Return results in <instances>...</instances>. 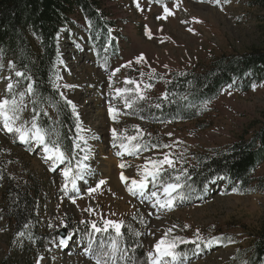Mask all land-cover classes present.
I'll list each match as a JSON object with an SVG mask.
<instances>
[{
  "label": "rangeland",
  "instance_id": "374dc122",
  "mask_svg": "<svg viewBox=\"0 0 264 264\" xmlns=\"http://www.w3.org/2000/svg\"><path fill=\"white\" fill-rule=\"evenodd\" d=\"M97 1L101 13L112 24L109 38L114 45L108 43L95 50L87 32L89 24L75 14L73 22L62 28L58 36L57 76L60 79L56 77L59 94L63 92L76 104L80 121L89 130L84 135L97 137L88 139L91 153L84 161L92 174L77 181L78 194L69 192L65 196L61 189L65 182L62 172L67 162L57 164L55 171L50 170L52 162L44 159L42 146L33 142L29 150L28 144L0 128V264L4 261L6 264H37L41 257L40 264H95L94 249L93 252L88 250L90 228L80 221H96L100 225L102 218L124 222L122 232L137 241L135 248L145 264L147 254L154 252L155 243L173 225L177 227L169 238L179 236L191 240L199 229L205 241L225 236L231 237L233 242L224 245L220 241L210 247L202 244L198 252L192 244H180L177 252L184 254L183 264H228L240 248L249 246L264 220L262 193H237L224 181L212 182L203 191L187 192L189 198L177 202L168 211L154 209L151 202L132 196L121 182L120 173L123 171L125 176L139 179V166L147 158H162L163 153L180 158L177 168L186 169L193 164L196 154L231 144L252 122L262 120L264 83L253 84L255 90L252 85L247 92L224 88L217 99L207 103L206 109L202 108L200 118L193 122L157 121L149 119L142 110L159 94L161 84L171 72L188 70L196 63L205 66L213 56L221 53H242L263 46L264 5L258 0H229L228 3L221 0L220 5L210 0H181L177 8V0H162V3L139 0L143 9L140 10L135 0ZM163 4L175 13L166 20L157 19L163 13ZM145 26L152 32L151 39L145 34ZM189 28L193 31H188ZM141 54L146 62L136 63V57ZM129 61H132L130 67H122ZM117 68L120 71L112 76ZM153 69L155 73L150 79ZM8 77L13 82L19 80L13 64L0 56V96L7 94ZM126 78L153 85L146 92L148 99L133 108H126L115 93L116 88L133 87L124 84ZM15 91L24 90L17 84ZM24 104L22 121H31L28 96ZM110 105L121 113L118 122L109 116ZM50 113L53 114L51 110ZM137 126L142 133L137 142L148 145V150L138 155L117 156L116 152L122 150L113 147L111 129L116 128L120 133L127 130L126 135L131 136L137 135ZM152 144L172 147L152 148ZM83 155L79 151L76 159ZM76 159L71 160L73 165ZM122 162L128 167L121 169ZM101 179L107 183L88 195L87 189L95 187ZM252 179L264 181V162L254 171ZM15 189L27 196L36 221L20 229L25 232L24 237L17 235L21 231L4 211L3 194ZM149 190H155L151 184ZM73 195L76 196L75 204L69 199ZM185 224L190 227L185 229ZM72 231L82 235L75 233L67 246H60V233L66 236ZM107 238L106 233L91 237L93 244L101 239L107 243ZM125 260L126 257L118 264L127 263Z\"/></svg>",
  "mask_w": 264,
  "mask_h": 264
},
{
  "label": "trees",
  "instance_id": "16d2710c",
  "mask_svg": "<svg viewBox=\"0 0 264 264\" xmlns=\"http://www.w3.org/2000/svg\"><path fill=\"white\" fill-rule=\"evenodd\" d=\"M258 1L264 5V0ZM75 14L81 15L89 24L87 32L93 48L106 46L108 42L114 45L109 41L112 24L101 13L97 0H0V56L11 62L15 71L31 77V81L19 77L18 85L25 90L29 82L33 83L37 93L35 99L39 102L36 108L43 110L40 123L53 133H60L70 159L75 118L53 83L56 84L58 73V36L62 28L73 22ZM261 83H264V45L242 53H221L213 56L205 66L196 63L188 70L171 72L161 84L159 94L151 98L146 103L148 108L142 111L149 119L157 121L193 122L200 118L204 103L217 99L224 88L247 92L253 84ZM165 92L169 94L168 100L162 98ZM31 99L29 97L30 119L34 114ZM156 104L161 107L156 108ZM44 112H47L46 116ZM53 138H56L54 134ZM263 162L264 113L262 120L252 122L231 144L196 154L193 164L186 168L191 177L188 183L195 191H203L211 182L222 180L241 192L264 195L263 179H252L254 171ZM3 197L4 211L16 223L15 228L21 231L25 224L29 227L35 221L33 208L19 189L6 190ZM71 233L73 236L75 233L82 235L79 231ZM132 238L123 232L120 239L121 247L127 249L125 264H145L140 251L135 248L137 241ZM220 241L224 245L233 243L225 239ZM96 244H93L94 250ZM244 262L264 264V220L249 246L240 248L228 264Z\"/></svg>",
  "mask_w": 264,
  "mask_h": 264
},
{
  "label": "snow or ice",
  "instance_id": "6c2138e0",
  "mask_svg": "<svg viewBox=\"0 0 264 264\" xmlns=\"http://www.w3.org/2000/svg\"><path fill=\"white\" fill-rule=\"evenodd\" d=\"M157 3H162V0H156ZM181 0H177L176 7L178 8ZM211 3L215 5H220L221 0H210ZM224 3H228L229 0H223ZM137 9H141L139 0H135ZM223 10V8H221ZM175 13L167 7L166 4H163V13L161 16H158L157 19L166 20L169 16L174 15ZM199 22V21H196ZM188 31H193L191 28ZM145 34L149 39L152 38V32L145 26ZM146 62L143 54L136 57V63ZM60 63H63L61 60ZM132 61H129L127 64L122 67H130ZM14 67V65H13ZM167 67V65H165ZM120 69L117 68L112 73V76L119 72ZM155 73V69L152 70V73H149V78H152V75ZM144 73H141L143 76ZM15 76L23 78L25 80L31 81L30 76H26L22 71H15ZM163 77H161L162 79ZM9 82L6 85V93L3 96H0V128L6 133L13 134L16 139L21 143L28 144L29 150H31V144L34 142L37 146L43 147V152L45 153L44 159L46 161L52 162V167L50 170L55 171L57 164H65L67 162L68 166L63 169V176L65 178L64 185L62 186V191L65 196H68L69 192L79 193L77 187V181L84 180L86 176L91 175V169L89 165L84 163L89 159L91 153V148L88 145V139H97L96 136L87 137L84 135L85 132L89 131L84 128L82 122L80 121L79 113L77 111V106L73 103L72 100L68 99L63 92H60L61 99L65 104L71 108L73 117L75 118V134L72 138V152L73 155L71 159L69 158L66 149L63 145L62 138L60 133H53L51 129L45 128L40 123L41 111H38L36 105L39 103L35 97L37 95L36 89L33 86L32 82H29L23 92L17 93L15 91L18 81L13 82L10 77L7 78ZM57 79H60L57 76ZM111 80V76L109 77ZM125 85H132L133 87H121L116 88V96L123 100L124 106L126 108H133L135 105L139 104L142 101L148 99L146 92L150 90L153 85L151 83H145L143 81H136L135 79L126 78L124 81ZM264 86V85H262ZM54 88H59L60 85L53 83ZM66 88L75 87L74 85H64ZM256 85H253V90H255ZM31 97V103L34 105L32 111L33 116L31 121H22V113L26 105L24 104L25 97ZM164 100L169 99V94L167 92L162 94ZM186 99V97H182ZM207 103L205 102L202 106L203 109L207 108ZM156 108H160V104L155 105ZM109 116L114 122H118V117L120 116V111L113 106H109L108 109ZM45 116L47 112L43 113ZM120 133L116 128L111 129L112 133V144L113 147H118L122 151H117V156H123L125 153L128 155H138L141 151H147L148 145H142L137 142L142 136L138 126H137V135H126ZM53 134L56 136L55 139H52ZM171 135V133H169ZM135 142V143H133ZM182 143V142H179ZM152 148L163 147L171 148L172 145L163 144L157 145L152 144ZM83 152L84 155L80 159H76V150ZM76 159L75 165L71 163V160ZM180 158L174 157L171 153H163L162 158H147L145 163L138 168L137 175L139 179L130 178L124 175V172L120 173V180L125 184L127 191L132 196H139L142 200L151 202L152 208L162 209L171 211L177 204V202L184 201L189 198L186 194L188 191H195L192 185L188 183L191 179L190 175L187 172V169L183 167L177 168V162ZM119 167L124 169L128 167L125 163H120ZM225 177H219V179H224ZM2 179V177H0ZM107 181L104 179L99 180L95 187H89L87 189V194L91 195L92 193L97 192L102 185L106 184ZM151 184L152 189L149 190V185ZM70 185V187H69ZM241 190L239 188H233V192L239 193ZM69 199L73 204L76 203V196H69ZM85 211L92 212V209H85ZM135 218V217H134ZM81 224H85L86 227L90 228L89 237V248L90 252H93V241L91 237L96 233H106L108 234L107 243L103 239L99 240L96 244V249L94 250L95 264H118L119 261L123 260L127 256V249L121 247L120 239L123 236L122 228L124 227L123 221H114L111 219H103L100 225L96 221H80ZM62 226L67 228L66 224L62 223ZM28 225L25 224L24 228H27ZM49 227H52L50 224ZM177 227L173 225L172 228H169L167 232L164 233L161 239H159L154 245V252H149L147 254V264H176L177 261H180V264H183V253L177 252V248L180 244H192L195 246V250L198 252L203 244L204 247H210L214 243H219L221 239H228L231 242V237H213L210 240L205 241L201 236L199 229L196 230L194 238L189 240L183 237L175 236L170 237V234L173 231V228ZM185 229L189 228L190 225L185 224L183 226ZM114 233V235H113ZM20 237L25 236V232L21 231L17 234ZM139 235V233H137ZM73 233L69 232L64 238L59 240L60 246H67V242L71 240ZM28 238L31 239L32 236L29 233ZM39 258L37 264H40ZM131 260V258H129ZM246 264V262H244Z\"/></svg>",
  "mask_w": 264,
  "mask_h": 264
},
{
  "label": "water",
  "instance_id": "95a60500",
  "mask_svg": "<svg viewBox=\"0 0 264 264\" xmlns=\"http://www.w3.org/2000/svg\"><path fill=\"white\" fill-rule=\"evenodd\" d=\"M60 237H61V238H64V237H65V233H64V232H61V233H60Z\"/></svg>",
  "mask_w": 264,
  "mask_h": 264
},
{
  "label": "bare ground",
  "instance_id": "6f19581e",
  "mask_svg": "<svg viewBox=\"0 0 264 264\" xmlns=\"http://www.w3.org/2000/svg\"><path fill=\"white\" fill-rule=\"evenodd\" d=\"M103 147H100V149H102Z\"/></svg>",
  "mask_w": 264,
  "mask_h": 264
}]
</instances>
